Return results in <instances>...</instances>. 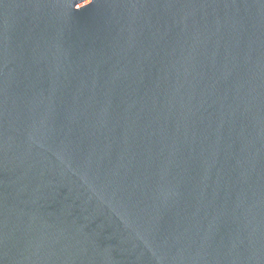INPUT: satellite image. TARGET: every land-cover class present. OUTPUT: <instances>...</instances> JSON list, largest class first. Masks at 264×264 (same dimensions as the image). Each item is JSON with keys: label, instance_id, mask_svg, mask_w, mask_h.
Segmentation results:
<instances>
[{"label": "water", "instance_id": "obj_1", "mask_svg": "<svg viewBox=\"0 0 264 264\" xmlns=\"http://www.w3.org/2000/svg\"><path fill=\"white\" fill-rule=\"evenodd\" d=\"M0 264H264V0H0Z\"/></svg>", "mask_w": 264, "mask_h": 264}]
</instances>
